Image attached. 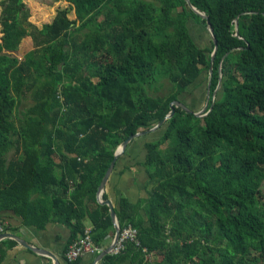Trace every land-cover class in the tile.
<instances>
[{"label":"trees","instance_id":"1","mask_svg":"<svg viewBox=\"0 0 264 264\" xmlns=\"http://www.w3.org/2000/svg\"><path fill=\"white\" fill-rule=\"evenodd\" d=\"M57 1L70 7L42 28L25 0L1 3L0 214L64 222L71 243L89 221L103 249L115 231L97 194L121 146L208 73L204 117L175 107L131 143L145 142L152 190L115 213L139 245L102 264H264V0H190L219 45L212 83L216 44L198 45L191 24L208 22L186 0Z\"/></svg>","mask_w":264,"mask_h":264},{"label":"crops","instance_id":"2","mask_svg":"<svg viewBox=\"0 0 264 264\" xmlns=\"http://www.w3.org/2000/svg\"><path fill=\"white\" fill-rule=\"evenodd\" d=\"M145 142L136 141L128 148V154L121 156L116 163L115 170L103 192L108 197L114 209H118L122 199L137 205L148 199L152 187L143 166ZM0 220L9 223L11 235L22 240H5L0 243L4 252V259L0 264H72L66 260L65 252L71 244L72 228L64 222L54 220L44 229L26 225L23 218L11 212L1 213ZM86 230H92L89 221L85 222ZM115 233V232H114ZM114 236V235H113ZM111 246L109 238L106 240L101 253ZM100 253V254H101ZM99 255L86 256L75 264H102Z\"/></svg>","mask_w":264,"mask_h":264},{"label":"rangeland","instance_id":"3","mask_svg":"<svg viewBox=\"0 0 264 264\" xmlns=\"http://www.w3.org/2000/svg\"><path fill=\"white\" fill-rule=\"evenodd\" d=\"M3 0H0V42L2 40V11L3 7L1 5ZM31 10L30 20L39 27H43L45 24L53 22L58 14L59 9L69 8L70 5L66 1L57 0H25ZM70 19H76L74 10L71 11L69 15ZM192 33L200 47H211L212 37L208 30L204 27L197 26L195 23L191 24ZM34 42L31 37L26 38L19 51L15 53L17 57L23 59L24 56L30 51L34 50ZM204 80L197 86L192 87L190 93L185 98L181 99L184 103L183 105L189 108L196 114L203 112L207 107V102H209V89H208V78L209 74L204 75ZM164 86L163 89L157 93L158 96H164L168 92L169 84L166 80L161 81ZM26 106V104H25ZM22 107L23 108H25ZM205 114V113H203Z\"/></svg>","mask_w":264,"mask_h":264},{"label":"water","instance_id":"4","mask_svg":"<svg viewBox=\"0 0 264 264\" xmlns=\"http://www.w3.org/2000/svg\"><path fill=\"white\" fill-rule=\"evenodd\" d=\"M186 1H187L188 4L190 5V7L194 10V12L199 13L198 10H197V9L191 4V1H190V0H186ZM199 14H200V13H199ZM200 15H202L204 18H206V20H207V22H208V31H209V33L211 34V37H212V39L214 40V42H215V44H216V50H215V53H214V55H213L212 67H211V71H210V74H211V83H212V79H213V75H214V69H215V67H214V63H215V60H216V57H217V53H218V50H219V45H218V42H217V40H216V38H215L214 29H213V26H212V24H211L210 19H209L206 15H204V14H200ZM236 22H237V21H236ZM210 93H211V84H210V92H209V102H207V107H206L205 110H203V112H201V113H199V114H195V116H196L197 118H202V117L205 116V114H203V113H206V111H207V109H208V107H209V103L211 102ZM216 95H217V94H216ZM175 107H181L183 110L187 111L189 114H192V112H191L190 110H188V109H187L184 105H182L181 103L176 102V103L172 104V105H171L172 111H171V113L166 117V119H165L164 122H162L160 125L156 126L154 129H152V130H150V131L142 132V133H139V134H137V135H135V136H131L127 141H125V142L123 143V145H122L121 148H120L119 153L116 155L115 160H114L113 163L111 164V166H110V168H109V170H108V172H107L105 178L103 179V182H102V184H101V186H100V188H99L98 194H97V201H98V203H99L100 205H102V206H107V207L109 208V210H110V214H111V219H112L113 226H114V231H115V233H114V238H113V242L111 243V246H110L109 248H107L103 253L100 254V256H99V258H98V259H99V260H98L99 262H100L101 260H103L106 256H108V255L111 254L113 248L116 246V244H117V242H118V240H119L120 232H121V227H120V225H119V223H118V220H117V217H116V213H115V209H114L113 204H112L110 201H105V202H103V201L101 200L102 195H103V192H104V190H105V188H106V185H107V183H108L110 177L112 176V174H113V172H114V170H115L116 163H117V161L120 159V157L124 155V153H125L127 147H128V146H129V145H130L135 139H137V138H139V137H143V136H145V135H147V134H150V133H153V132L157 131V130H158V129H159V128H160V127H161V126L167 121V120L171 119V118L174 116V114H175ZM5 240H17V241H19L20 243L26 245L22 240H20L19 238H17L16 236H13V235H11V234H7V235H4V236L0 237V243H2V242L5 241Z\"/></svg>","mask_w":264,"mask_h":264},{"label":"built area","instance_id":"5","mask_svg":"<svg viewBox=\"0 0 264 264\" xmlns=\"http://www.w3.org/2000/svg\"><path fill=\"white\" fill-rule=\"evenodd\" d=\"M7 234H11L10 224L4 222L0 223V237ZM113 238L114 236L109 239L111 243L113 242ZM129 243L139 245L138 231L132 226L121 229L119 240L113 248L111 255L119 256L126 250V246ZM100 253L101 249H99L92 240V230H86L82 238L70 244L65 252V257L68 262L75 264L86 256H96Z\"/></svg>","mask_w":264,"mask_h":264}]
</instances>
